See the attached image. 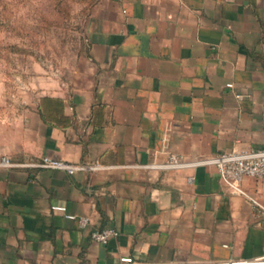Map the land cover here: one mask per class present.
Instances as JSON below:
<instances>
[{
  "label": "crops",
  "instance_id": "obj_1",
  "mask_svg": "<svg viewBox=\"0 0 264 264\" xmlns=\"http://www.w3.org/2000/svg\"><path fill=\"white\" fill-rule=\"evenodd\" d=\"M81 35L0 120L11 162L84 166H0V264L264 256V178L240 182L261 209L212 165L153 167L264 148V0H91Z\"/></svg>",
  "mask_w": 264,
  "mask_h": 264
},
{
  "label": "rangeland",
  "instance_id": "obj_2",
  "mask_svg": "<svg viewBox=\"0 0 264 264\" xmlns=\"http://www.w3.org/2000/svg\"><path fill=\"white\" fill-rule=\"evenodd\" d=\"M91 0H0V120L15 113L36 76L60 73L83 51Z\"/></svg>",
  "mask_w": 264,
  "mask_h": 264
},
{
  "label": "built area",
  "instance_id": "obj_3",
  "mask_svg": "<svg viewBox=\"0 0 264 264\" xmlns=\"http://www.w3.org/2000/svg\"><path fill=\"white\" fill-rule=\"evenodd\" d=\"M35 166L43 169L63 170L66 173H72L76 169H82L83 165H73L62 160L41 156L38 161L32 163L17 164L9 160V158L0 153V166ZM195 165H212L219 177V180L229 188L234 194L242 195L250 200V202L263 209L255 200L247 196L240 187V182L244 177L264 178V148L249 150H230L210 156L208 158H199L193 161H182L176 155L172 154L168 160L162 164H155L153 167L161 169H176ZM192 177H188L187 181H191ZM54 210H63L61 206H52ZM67 218H73L72 215H66ZM79 227L87 222L86 217L76 218ZM115 231L105 228L100 231H93L90 237L95 242L104 243ZM112 264H174V263H145L134 261L131 257H120L116 263ZM179 264H264V256L251 259L224 260L219 262L205 263H179Z\"/></svg>",
  "mask_w": 264,
  "mask_h": 264
}]
</instances>
